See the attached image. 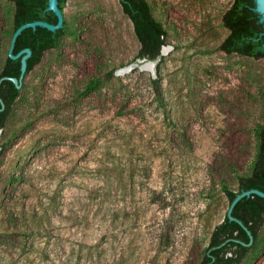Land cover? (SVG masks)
Returning a JSON list of instances; mask_svg holds the SVG:
<instances>
[{
	"label": "rangeland",
	"instance_id": "rangeland-1",
	"mask_svg": "<svg viewBox=\"0 0 264 264\" xmlns=\"http://www.w3.org/2000/svg\"><path fill=\"white\" fill-rule=\"evenodd\" d=\"M232 1L151 0L168 31L152 63L119 0L68 2L0 133V264L200 262L264 123V59L219 48ZM13 13L0 0V71ZM257 244L243 264H264V226Z\"/></svg>",
	"mask_w": 264,
	"mask_h": 264
},
{
	"label": "trees",
	"instance_id": "trees-1",
	"mask_svg": "<svg viewBox=\"0 0 264 264\" xmlns=\"http://www.w3.org/2000/svg\"><path fill=\"white\" fill-rule=\"evenodd\" d=\"M14 7L12 24L9 33V49L14 33L21 26L43 21L55 25L56 15L48 11L49 0H7ZM59 8L64 13L70 0H58ZM122 10L134 25L135 34L140 42L137 56L139 60L157 61L162 58V48L166 44L168 31L164 24L154 14V5L151 0H119ZM254 0H233L231 6L223 15V26L228 34L220 44V50L227 55H239L255 60L264 59V23L261 16L254 10ZM69 34L68 22L65 18L64 26L56 32L45 28L26 29L18 37L14 54L30 49L31 57L28 59L27 72L20 89L10 80L21 76V59L13 60L9 57V50L3 60L0 71V133L4 134L13 108L21 98L25 79L43 61L46 52L58 50L65 36ZM114 71L104 78L89 81L83 96L99 89L104 81L112 78ZM156 96L163 101L160 81H152ZM264 98V90L262 91ZM4 103V106L1 103ZM257 139V153L250 173L238 177L237 189L223 186L229 206L235 198L247 191L258 190L264 192V123L255 129ZM0 135V152L7 147L2 143ZM230 209V208H229ZM231 220L227 214L222 222L217 224L210 232L209 243L198 264H243L244 260L256 250L260 232L264 226V198L252 194L241 199L234 207ZM243 224L253 236L250 239Z\"/></svg>",
	"mask_w": 264,
	"mask_h": 264
},
{
	"label": "water",
	"instance_id": "water-1",
	"mask_svg": "<svg viewBox=\"0 0 264 264\" xmlns=\"http://www.w3.org/2000/svg\"><path fill=\"white\" fill-rule=\"evenodd\" d=\"M254 1L256 4V7L254 10L261 16V22L264 23V0H254ZM47 10L53 12L56 15L57 23L55 25L47 23V22H43V21H36V22L28 23V24L21 26L20 28L17 29V31L13 35V38L11 41V46L9 49V57L13 60L21 59V76L19 79L11 78L10 80L16 85V87L18 89H20L22 87L24 76L27 72V67H28L27 61L32 55V51L30 49L22 50L16 55L13 53L14 48H15V43H16L18 37L22 34V32L24 30L29 29V28L36 29L37 27H42V28H45L51 32H56V31L60 30L61 28H63V26H64L65 16H64V13L59 8V1L58 0H49V6H48ZM164 51H165V49L163 47L161 53H163ZM145 61H147V60H145ZM149 62L152 63V61H149ZM1 103L4 106V103L2 100H1ZM252 194H255V195H258V196L264 198V192H261L258 190H251V191H247V192H243V193L239 194L235 198L233 203L231 204L230 209L228 211V215L230 216L231 220H235V218H233L231 216V213H232L234 207L237 205V203L241 199L248 197V196H251ZM239 223L241 224V222H239ZM241 225L248 232L250 239L253 241V236H252L251 232L248 231L247 228L243 224H241Z\"/></svg>",
	"mask_w": 264,
	"mask_h": 264
}]
</instances>
